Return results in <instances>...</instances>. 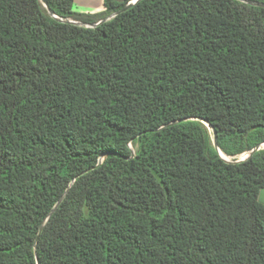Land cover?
Masks as SVG:
<instances>
[{
	"label": "trees",
	"instance_id": "1",
	"mask_svg": "<svg viewBox=\"0 0 264 264\" xmlns=\"http://www.w3.org/2000/svg\"><path fill=\"white\" fill-rule=\"evenodd\" d=\"M103 1L0 0V264H264V7Z\"/></svg>",
	"mask_w": 264,
	"mask_h": 264
},
{
	"label": "crops",
	"instance_id": "2",
	"mask_svg": "<svg viewBox=\"0 0 264 264\" xmlns=\"http://www.w3.org/2000/svg\"><path fill=\"white\" fill-rule=\"evenodd\" d=\"M75 4H79L81 14L101 15L105 11L103 0H74Z\"/></svg>",
	"mask_w": 264,
	"mask_h": 264
},
{
	"label": "rangeland",
	"instance_id": "3",
	"mask_svg": "<svg viewBox=\"0 0 264 264\" xmlns=\"http://www.w3.org/2000/svg\"><path fill=\"white\" fill-rule=\"evenodd\" d=\"M117 1H120V0H117ZM78 6H79V4H75V5L73 6V11H74L75 13H77V14H81V13H79L80 9H79ZM206 128L208 129V132H209V134H210L211 144L214 146V136H212V130H211V128L208 127L207 125H206ZM214 147H215V146H214ZM262 148H264V145L262 146ZM218 151H219L221 157L224 158V159L227 160V161H233V160H235V159L238 160V161H240V160L245 159V158L247 157V155H248V153H246V154L239 155V156H237V157H229V156L224 155L219 149H218ZM258 199H259V201H260L262 204H264V190H260V191H259Z\"/></svg>",
	"mask_w": 264,
	"mask_h": 264
},
{
	"label": "water",
	"instance_id": "4",
	"mask_svg": "<svg viewBox=\"0 0 264 264\" xmlns=\"http://www.w3.org/2000/svg\"><path fill=\"white\" fill-rule=\"evenodd\" d=\"M138 0H134L133 2H130L128 3L124 8H122L118 13H122V12H125L126 10H128L132 5H134ZM241 2H244V3H248V4H251V5H254V6H258V7H264V5L262 4H258V3H254V2H250L248 0H239ZM45 7L47 8L46 4H45ZM49 14H52L49 10H48ZM99 24V23H98ZM97 24V25H98ZM208 127H210L211 129H213L209 124H206ZM264 144H261L259 145L257 148L253 149L245 159H247L251 154H253L254 152L260 150L262 148ZM214 146L217 147V136H216V132L214 131ZM245 159L243 160H240V161H244ZM227 161V160H226ZM238 161V162H240Z\"/></svg>",
	"mask_w": 264,
	"mask_h": 264
}]
</instances>
